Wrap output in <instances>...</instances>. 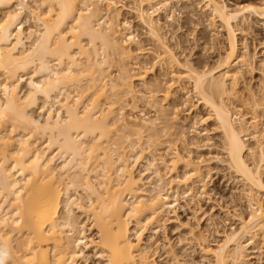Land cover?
<instances>
[{
	"label": "bare ground",
	"instance_id": "obj_1",
	"mask_svg": "<svg viewBox=\"0 0 264 264\" xmlns=\"http://www.w3.org/2000/svg\"><path fill=\"white\" fill-rule=\"evenodd\" d=\"M14 1L0 0V264H78L77 259L84 257L83 250L88 247L103 259V264H156L152 250L142 244L143 226L175 204L177 188L182 195L194 193L196 184L203 180L200 167L191 157L170 145L171 149L160 152L158 159L169 171L181 164L180 174L164 177L150 151L146 152L150 157L146 167L154 177L151 188H144L140 176L132 174L129 160L141 158L140 137L148 131L145 136L149 141L147 136L156 134L157 118L145 117L141 109L142 117L128 116L122 113L123 105L114 106L123 95L135 102L131 81L135 78L144 86L145 74V70L129 73L127 63L134 55L128 43L136 45L139 41L127 30V20L119 18L121 0H34L43 10L29 9L35 21L29 29L22 27L20 19L27 1ZM203 1V7L224 27L227 45L213 66L196 69L191 63L184 62L185 67L179 63L184 72L177 76L190 83L220 130L226 166L249 187L245 194L249 212L238 218L236 229L224 232L223 241L215 247L199 244L211 259L198 264H244L242 237L252 238L256 231L264 236V206L255 197L264 192V137L254 116L249 120L237 116L223 97L229 98L235 91L232 67L238 60L248 66L254 58L246 51L237 54L233 22L243 12L263 20L264 0L232 9L221 0ZM135 4L137 20L159 46L158 52H153L158 64L165 59L164 63H170L161 62L165 67L178 65L158 31L160 14L156 15L162 10L169 18L171 1L135 0ZM141 47L135 48L140 54ZM110 50L117 55L119 65L116 79L113 77L116 82L106 79V71L104 74L114 57ZM107 59L108 64L103 65ZM26 74H30L28 87L20 94L18 82ZM226 80H230L229 86ZM112 90L122 91L117 93L121 98H116ZM166 92L170 94L166 88L164 97ZM262 95L261 100L250 95L254 109L264 104ZM145 96V102L155 110L152 95ZM165 123L160 129L167 127ZM119 132L124 146L117 144L120 140L114 134L119 137ZM40 136L43 140L38 144ZM248 138L254 140V146H247ZM167 154L169 158L165 159ZM78 186L85 192V202L70 193ZM4 201L9 211L2 207ZM72 207L90 217L95 237L84 234V225L74 218ZM154 228L149 227L151 231ZM11 233L19 237L15 244L9 238Z\"/></svg>",
	"mask_w": 264,
	"mask_h": 264
},
{
	"label": "rangeland",
	"instance_id": "obj_2",
	"mask_svg": "<svg viewBox=\"0 0 264 264\" xmlns=\"http://www.w3.org/2000/svg\"><path fill=\"white\" fill-rule=\"evenodd\" d=\"M25 1H27L26 4H28V7L26 9L27 11L24 9L26 12H23L27 15L25 14V16L22 13L20 19H22V27L29 29L32 28L34 25L33 23H35L29 9L33 8L35 11L37 10L39 12L42 11L43 8L42 6L39 8L34 4V0L33 2L32 0ZM170 1L173 7H171L172 13L170 12L171 15L169 18H165V13L163 14L164 11L162 10H159L158 14L152 12L154 13L152 14L154 18L156 15L160 14L159 22L161 28L158 31L162 32L163 40L165 39L166 41L165 44L169 46L174 58L178 60V65L173 64L170 66L169 62L164 63L166 60L161 59L163 64L169 63V67H167L168 65L165 67L160 60L158 64L154 56L155 54L153 55V52H155L154 50H157L159 47L158 45V47H156L157 41L148 36L147 29L145 27L143 28L137 20L136 13H134V7H136L134 6L136 5L135 0H121L120 4L122 6L119 9V18L121 21L127 20V30L129 29L128 31L133 32V38L135 41H139L136 42V45L142 46L141 48L143 49L142 54H140L135 49L136 45L134 41V43H132V41L128 43L129 49L131 48L130 50L133 52L131 55L134 56L132 59H130L131 57L129 58L127 66L131 68L129 73L131 72L132 74L145 70L143 77L144 82L142 80L144 86L141 85L142 83L139 80L135 78L132 79L131 85L134 90L133 95L137 96L135 102H129L128 95V97L126 95V97H123L124 95L122 98L119 97L118 95L122 92H120V90H117L118 95L115 92L116 90H112V92L116 93L114 94L116 98H121V101L120 99L119 101L117 100L118 102H116L114 106L116 105L115 107H118L119 105H123V114L139 118L143 116L139 113L141 109L142 112H145V117L157 118V120H155L157 122H155L156 124L154 126V129L157 131L154 130L153 132H156V134L153 136L151 135L152 137L150 136L152 140L147 136L149 141H146L147 138L145 134L148 131H144L140 137L141 145L139 146H142L141 148H143L144 152L140 154L141 156H138V158H141L135 161H128L133 164H130L132 174L137 175L136 177L140 176L141 184L144 188H151L150 185L153 184L151 182L154 181V177H152V174L149 172V166L146 167V160L150 158L146 153L147 151H150L152 154L154 153L157 158L154 163L157 164L156 167L160 170V173L164 174V177H168V175L172 176L176 173L180 174L183 170V168L180 167L181 164H176V168L174 167L175 169L173 168L169 171V169L164 167V164L159 161V153H163L164 149L169 145L171 147L175 146V148L181 152L180 154H185V156L189 155L193 162L200 167L203 180V183L201 182L202 186L200 187L201 183H198L199 185L196 184L194 193L190 192L192 195L190 193L187 194V192V195H182V193H180L181 189L177 188L178 194H175V204H173L171 208L154 216L152 219H148V222L143 226V230H141L142 244H147L149 250H152L151 257L156 264H198L211 259L210 256H206L202 253L199 244L204 242L215 247V245L223 241V234L225 231L228 232L230 229H236L239 226L238 218L240 216H247L249 208L245 194L249 187L243 183L240 176L236 175L232 169L226 166L227 164L224 162L225 154L222 148V135L213 121L214 119L210 116V112L201 104L196 94L193 93V89L190 88V83L179 78V75L177 76L179 72H184L180 64L185 67L187 62V65L191 63L190 66L196 69H202V67L206 69L213 66L214 60L223 52L227 45L228 36L226 31L224 27L220 25L217 18L203 7V0ZM221 1H223L229 9L245 3H258L257 0ZM12 2L15 3L14 0H12ZM13 3L12 6L14 8L15 6ZM33 6L35 8L37 6V8L35 9ZM2 12L3 11H0V15ZM127 25L129 27H127ZM233 29L237 54L240 55L246 51L254 58L248 66L240 63L238 60L232 67L231 70L234 71L236 75L234 79L235 87L233 86L235 91H232L234 95H229V98L225 95L223 100L228 103L232 112H235L236 115L238 114L237 116L244 117L245 120H249L254 116L258 129L261 131V136L264 137V104L254 109L251 102L252 99H250V95L252 94L255 98L261 100L262 94L264 93V19L262 20V18H259L256 14L252 15L243 12L239 14L236 23L233 22ZM121 30L123 32H120L123 34L127 31L126 29ZM84 40L85 38H83L82 41L84 42ZM157 52L158 50L155 53ZM109 54L110 56L112 54L114 57L112 58L111 56L112 59L109 57L108 59H111L110 62L107 59L106 63L103 64L110 63V65H106L108 67H106V70L104 69V74L106 71V74H108L106 79H114L118 75L117 66L119 65L117 64L118 61H115L117 60V57H115L116 54L112 53L111 50ZM134 64L137 65L136 68L133 67ZM175 65L179 66V68L175 67ZM171 73H173V76L175 74V77L171 76ZM217 74H215V76ZM29 75H24L22 80L18 82L20 94L27 90L28 86L26 83L30 77ZM33 77L35 78V76ZM226 82L227 85L228 83L230 84V80H226ZM180 83L182 85H180ZM168 84H170V87H166ZM108 88L107 86L105 87L107 95L109 94V91H107ZM166 88L167 91H170V94L166 92L167 97H164ZM179 88H182V91H179ZM109 90L111 91V89ZM112 92L111 95L113 94ZM139 93L141 95L143 94V97L141 95L139 96ZM145 95H152L151 101L153 104L156 103L155 107L157 108V112H155L156 108L154 110V108L148 106L145 102ZM147 96L145 97L147 98ZM112 97L109 98L113 99ZM115 97L114 99L116 100ZM133 103L136 104L134 105ZM131 104L135 106L133 109ZM164 123L167 125V127L165 126L167 129L165 127H163L164 129H160L164 126ZM248 131H251V129ZM119 134L120 138L117 134H114L117 136L115 137L120 140V142H118L119 140L117 139V144L126 145L124 139H122L124 142L121 141L122 132H119ZM133 137V135H130V138ZM38 138L37 142L39 144L43 140V137L40 136ZM113 139L115 140L114 136ZM253 141L254 140L251 138H248L245 142L247 146L252 147L254 146ZM171 147L167 149H171ZM170 151L171 150H169V152ZM168 155L169 154L165 155V157L163 155V157L167 159L169 158ZM247 161L250 162V159ZM55 163L57 164V162ZM75 189H77V193L73 191L74 188L70 189V193L73 196L79 195L82 198L80 201L85 202V192L81 190L79 186ZM197 189L199 190L197 191ZM175 197L173 196L171 198ZM255 197H257L259 202L264 206V192H259ZM2 207L5 211H9L7 202L2 204ZM72 210L73 215H75L74 218L84 225V234L87 237H95L96 234L91 226L90 217L76 210L74 207H72ZM152 225L155 226V231L149 229ZM148 234L150 237H148ZM198 237L201 239L200 243ZM9 238L12 240V244H15L17 239H19L16 233H11ZM241 240L243 241L244 247V264H264V236L256 231L252 238L243 236ZM91 249V247L84 248L83 252L85 255L83 256L85 258H78V264L104 263L103 259H98L96 255H94L93 249ZM1 260L0 255V261Z\"/></svg>",
	"mask_w": 264,
	"mask_h": 264
}]
</instances>
